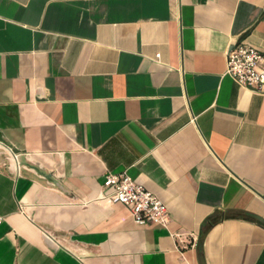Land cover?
<instances>
[{
    "label": "crops",
    "instance_id": "0c3cea01",
    "mask_svg": "<svg viewBox=\"0 0 264 264\" xmlns=\"http://www.w3.org/2000/svg\"><path fill=\"white\" fill-rule=\"evenodd\" d=\"M237 42L264 53V0H0V264H264V90L227 74ZM108 173L170 223L137 225Z\"/></svg>",
    "mask_w": 264,
    "mask_h": 264
},
{
    "label": "built area",
    "instance_id": "2783aa9c",
    "mask_svg": "<svg viewBox=\"0 0 264 264\" xmlns=\"http://www.w3.org/2000/svg\"><path fill=\"white\" fill-rule=\"evenodd\" d=\"M264 53L237 42L227 53V74L242 87L264 90ZM104 187L106 197L129 208L137 225L159 224L167 226L171 217L167 205L127 173H108Z\"/></svg>",
    "mask_w": 264,
    "mask_h": 264
},
{
    "label": "trees",
    "instance_id": "16d2710c",
    "mask_svg": "<svg viewBox=\"0 0 264 264\" xmlns=\"http://www.w3.org/2000/svg\"><path fill=\"white\" fill-rule=\"evenodd\" d=\"M218 220V218L215 216H212V217H210L207 221H206V223H205V225H204V231H206L208 228H209V226L211 225V224H213V223H215L216 221Z\"/></svg>",
    "mask_w": 264,
    "mask_h": 264
},
{
    "label": "water",
    "instance_id": "95a60500",
    "mask_svg": "<svg viewBox=\"0 0 264 264\" xmlns=\"http://www.w3.org/2000/svg\"><path fill=\"white\" fill-rule=\"evenodd\" d=\"M0 144H2V145H4V143H2L1 141H0ZM10 149V148H9ZM11 150V149H10Z\"/></svg>",
    "mask_w": 264,
    "mask_h": 264
}]
</instances>
